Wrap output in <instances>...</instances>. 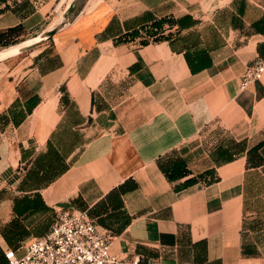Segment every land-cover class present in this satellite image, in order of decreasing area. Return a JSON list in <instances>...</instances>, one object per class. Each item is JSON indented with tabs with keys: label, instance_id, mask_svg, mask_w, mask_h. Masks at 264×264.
<instances>
[{
	"label": "crops",
	"instance_id": "obj_1",
	"mask_svg": "<svg viewBox=\"0 0 264 264\" xmlns=\"http://www.w3.org/2000/svg\"><path fill=\"white\" fill-rule=\"evenodd\" d=\"M64 1L0 0V32L43 31ZM166 16L190 23L117 41ZM260 57L264 0H92L48 44L0 59V251L22 255L68 209L125 260L264 264V75L240 86ZM178 158L190 174L171 180ZM37 194L45 208L20 213Z\"/></svg>",
	"mask_w": 264,
	"mask_h": 264
},
{
	"label": "built area",
	"instance_id": "obj_2",
	"mask_svg": "<svg viewBox=\"0 0 264 264\" xmlns=\"http://www.w3.org/2000/svg\"><path fill=\"white\" fill-rule=\"evenodd\" d=\"M264 75V57L246 67L240 81L248 87ZM111 239L99 230L87 210H60L57 221L45 235L32 238L19 255L9 248V264H144L140 259L125 260L110 250ZM161 264V263H147Z\"/></svg>",
	"mask_w": 264,
	"mask_h": 264
},
{
	"label": "trees",
	"instance_id": "obj_3",
	"mask_svg": "<svg viewBox=\"0 0 264 264\" xmlns=\"http://www.w3.org/2000/svg\"><path fill=\"white\" fill-rule=\"evenodd\" d=\"M189 23L190 22H185L182 19H174L173 17H168V16L156 18L151 23L144 25L142 29H135L128 34L119 37L117 41L123 42V41L133 40L137 37H142L141 43L145 45L150 43L151 41L172 40L176 32L168 31V30L174 28V26L176 25L180 26L181 28L185 25H188ZM23 33H24V29L23 26L21 25L11 27L6 31L0 32V45L7 46L16 43L18 41V38ZM187 59L192 71L194 72L201 70L204 66L209 64L208 61L204 62L203 53L195 54V56L187 55ZM38 102H39L38 98L31 99L30 102H28V111H32V109L34 108V106H36ZM162 169L164 173L167 175V177L171 180L183 178L190 174L187 162L183 158H178L173 162L163 165ZM200 179L209 182L215 180L214 171L207 170L197 176L190 177L182 183V186L192 184ZM118 189L125 190L126 189L125 184L120 186V188ZM37 196L39 198L37 202H29V200L27 199H21L20 204H18V208H20L19 212L23 213L27 209L38 210L39 208H45L43 202L40 201V195L37 194ZM16 209H17V203H16ZM0 264H9V261L6 258L5 253H3L2 251H0Z\"/></svg>",
	"mask_w": 264,
	"mask_h": 264
},
{
	"label": "water",
	"instance_id": "obj_4",
	"mask_svg": "<svg viewBox=\"0 0 264 264\" xmlns=\"http://www.w3.org/2000/svg\"><path fill=\"white\" fill-rule=\"evenodd\" d=\"M87 2L88 0H71L59 21L52 28H46L30 39L8 45L0 50V59L10 58L48 44L54 39L56 34L73 24L80 17L85 10Z\"/></svg>",
	"mask_w": 264,
	"mask_h": 264
},
{
	"label": "rangeland",
	"instance_id": "obj_5",
	"mask_svg": "<svg viewBox=\"0 0 264 264\" xmlns=\"http://www.w3.org/2000/svg\"><path fill=\"white\" fill-rule=\"evenodd\" d=\"M70 1H71V0H65V1H64V4H63V7H62L58 12H54V13L51 15V17L48 18V22H45V23L43 24V26H42L40 29H42V28L44 27L45 24H50V22L53 21V20H55V19H58V20H59V19L61 18L62 14L64 13V11L66 10V8L68 7V5L70 4ZM90 2H92V0H88L87 4H86V6H85V9L88 7V5H89ZM45 26H46V25H45ZM44 28H46V27H44ZM37 29H38V28H37ZM43 30H44V29H43ZM41 32H42V31L37 32L36 30H34L33 32H31V33L29 34L28 38H26V37H24V38H19L17 42H21V41H24V40L30 39V38H32V37H34V36L40 34ZM25 38H26V39H25ZM17 42H16V43H17ZM0 46H2V45H0Z\"/></svg>",
	"mask_w": 264,
	"mask_h": 264
},
{
	"label": "bare ground",
	"instance_id": "obj_6",
	"mask_svg": "<svg viewBox=\"0 0 264 264\" xmlns=\"http://www.w3.org/2000/svg\"><path fill=\"white\" fill-rule=\"evenodd\" d=\"M58 21H59V20H58ZM58 21H57V22H58ZM57 22H55L54 24H52L51 26H49L48 29L52 28ZM26 52H28V51H26ZM23 53H25V52H23ZM23 53H21V54H23ZM19 55H20V54H19ZM17 56H18V55H17ZM12 58H13V57H12ZM8 59H10V58H8ZM8 59H7V60H8Z\"/></svg>",
	"mask_w": 264,
	"mask_h": 264
}]
</instances>
